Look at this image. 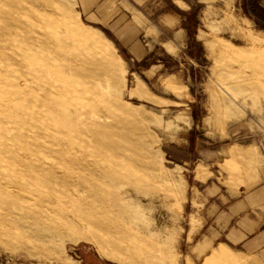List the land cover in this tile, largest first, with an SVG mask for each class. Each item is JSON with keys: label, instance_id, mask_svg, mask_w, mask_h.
Here are the masks:
<instances>
[{"label": "rangeland", "instance_id": "374dc122", "mask_svg": "<svg viewBox=\"0 0 264 264\" xmlns=\"http://www.w3.org/2000/svg\"><path fill=\"white\" fill-rule=\"evenodd\" d=\"M99 1L0 0V264H183L203 198L258 182L221 152L264 154V0H161L168 31Z\"/></svg>", "mask_w": 264, "mask_h": 264}, {"label": "crops", "instance_id": "0c3cea01", "mask_svg": "<svg viewBox=\"0 0 264 264\" xmlns=\"http://www.w3.org/2000/svg\"><path fill=\"white\" fill-rule=\"evenodd\" d=\"M89 1L81 0V13L86 18H89L91 14L94 17L101 16L97 8L92 6L87 7ZM110 1H99L103 12H106V8L108 9L107 3ZM122 1L127 5L129 10L121 8L117 12L126 16L129 23H133L136 28L144 25L145 21L153 24L160 21H168L174 17L176 18V22L172 27H165L166 25H164L161 27L162 31L165 29L168 31V29L181 28L178 24V13L170 7L167 8L166 4L178 7L175 1L182 2V0H165L166 4L164 1L162 3L161 0H158L157 3H155V0ZM119 18L117 16L114 21L116 22ZM109 21H111V18H109ZM119 41L121 42L120 38ZM140 60L141 56L137 53L129 55L130 64H136ZM133 75L134 78L131 80L133 83L130 86L134 85L135 78L139 77L137 74ZM221 155L225 162L232 161L240 165L239 170L244 175L247 174L246 166L249 169H255V171L258 169V177L256 174L254 175L255 180H258V182L247 189L241 190L237 194L239 197L229 201L227 205H221L208 196L203 198L199 209V228L195 231L197 228V214L192 211L188 218L191 229L189 226L186 230L180 229L182 237L177 241V247L179 252L184 256L183 264H196L193 260L199 258L202 259V262L199 264H244L240 258H252L264 264V154H261L253 143H247L243 145L232 144L226 151H222ZM186 158L184 157L185 161L182 164H186L189 161ZM176 166L180 165L175 164L174 167ZM206 175L204 172H195L191 188V201L194 204L199 192L198 188L203 183L202 181L206 178ZM248 179H250L249 175H247ZM232 180H229V182H233ZM189 212L190 209L183 205V215H189ZM189 223L187 224L189 225ZM188 236H191V239L187 240ZM200 248H203L202 252L195 254L194 251Z\"/></svg>", "mask_w": 264, "mask_h": 264}, {"label": "bare ground", "instance_id": "6f19581e", "mask_svg": "<svg viewBox=\"0 0 264 264\" xmlns=\"http://www.w3.org/2000/svg\"><path fill=\"white\" fill-rule=\"evenodd\" d=\"M118 60H120V59H119V57H118ZM46 73H48V74H49V72H46Z\"/></svg>", "mask_w": 264, "mask_h": 264}]
</instances>
